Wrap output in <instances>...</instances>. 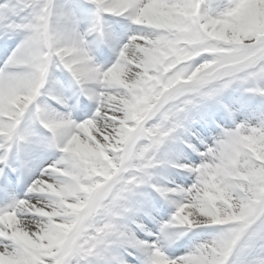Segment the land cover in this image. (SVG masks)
Returning <instances> with one entry per match:
<instances>
[{"label":"snow or ice","instance_id":"1","mask_svg":"<svg viewBox=\"0 0 264 264\" xmlns=\"http://www.w3.org/2000/svg\"><path fill=\"white\" fill-rule=\"evenodd\" d=\"M13 36L0 264H264V0H3Z\"/></svg>","mask_w":264,"mask_h":264},{"label":"bare ground","instance_id":"2","mask_svg":"<svg viewBox=\"0 0 264 264\" xmlns=\"http://www.w3.org/2000/svg\"><path fill=\"white\" fill-rule=\"evenodd\" d=\"M124 23H126V22H124ZM107 59H108L107 57H98V60H99L100 63H105ZM54 73H55V70L51 73V75L49 77V80H48V83L45 85L46 86V89L45 90H47V93H49V92L50 93H54V92L57 93L59 91L58 85H56V83H54V81H52L50 79V78L55 77L54 76ZM42 106L46 107L45 104H44V102H42Z\"/></svg>","mask_w":264,"mask_h":264},{"label":"rangeland","instance_id":"3","mask_svg":"<svg viewBox=\"0 0 264 264\" xmlns=\"http://www.w3.org/2000/svg\"><path fill=\"white\" fill-rule=\"evenodd\" d=\"M89 107H90L89 110L91 111L94 106L92 104H89ZM209 232H211V230H207V229H197L196 232H194L192 230V232H190L188 234V236L192 238V241L193 242H196V241H201L203 239H206L207 238V233H209Z\"/></svg>","mask_w":264,"mask_h":264}]
</instances>
